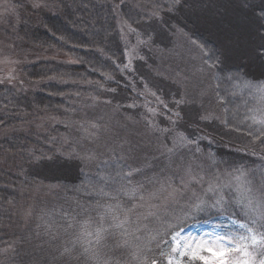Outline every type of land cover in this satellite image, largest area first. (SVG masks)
I'll return each mask as SVG.
<instances>
[{"label": "trees", "instance_id": "16d2710c", "mask_svg": "<svg viewBox=\"0 0 264 264\" xmlns=\"http://www.w3.org/2000/svg\"><path fill=\"white\" fill-rule=\"evenodd\" d=\"M9 1L8 11L0 13V31L8 37L6 52L15 62L20 86L10 88L7 84L8 92L0 88V264H43L41 247H49L45 226H58L61 217L69 215L77 203L93 204L96 197L92 185L107 174L100 167L87 171L77 160L52 170L44 167L48 162L42 157L55 155L63 162L66 151L74 146L71 141L66 143L64 136L75 130L74 117L67 111L70 103L102 85L129 91L122 87L127 62L124 35L128 32L133 41L140 34L153 43H171L174 38H162L159 29L168 26L163 20L170 24L176 20L165 9L169 0ZM191 34L209 47L217 44L203 30ZM232 74L237 75L235 71ZM147 75V85L153 89L161 85V90L167 91L169 85L149 81ZM110 80L113 83L107 84ZM219 89L217 95L223 97L226 93ZM228 99L226 96V103ZM202 157L205 166H211L212 157ZM148 171L151 174L152 170ZM41 187L49 193H39ZM23 209H27L26 216ZM138 211L147 214L145 207ZM236 213L239 210L235 206L226 212L212 209L191 218L183 227L215 217L243 223ZM132 219L130 231L134 234L121 238V248L109 245V250L119 253L120 264H150L162 254L160 249H166L164 243L157 246L150 242L160 224L154 218L149 227L141 229L145 218L137 219L134 214ZM137 226L141 230L136 231ZM124 240L127 247H123ZM8 246L10 255L1 253Z\"/></svg>", "mask_w": 264, "mask_h": 264}, {"label": "snow or ice", "instance_id": "6c2138e0", "mask_svg": "<svg viewBox=\"0 0 264 264\" xmlns=\"http://www.w3.org/2000/svg\"><path fill=\"white\" fill-rule=\"evenodd\" d=\"M165 9L176 24L167 20L162 24L184 36L199 53V62L192 64L193 76L218 79L217 72H228L225 77L228 82L238 81L248 92L255 90L264 98V0H169ZM157 11L152 13L154 19ZM193 30L207 32L216 40V46L209 48L207 42L191 34ZM159 34L162 38L168 35L162 26ZM195 103L193 97L192 104ZM197 116L206 123L210 121L207 114L197 112ZM245 120L257 126L250 130V135L264 145V107L246 114ZM92 128L96 129L97 125L93 124ZM144 134H150L151 160L145 158L144 166L135 168L125 165L106 169L107 174L92 185L96 197L93 204L77 203L69 215L61 217L58 226H45L49 247H41L43 264H120L119 253L110 251L109 245L119 249L121 238L134 234L130 231L134 214L137 219L153 216L160 224L150 242L169 246L168 252L160 249L167 264H188L189 260L203 261V264H264V174L257 177L252 173L249 178L245 169L233 165L220 176L205 180L200 172L205 171L206 162L197 163L200 158L190 148V137L180 135L172 127L162 129L151 122L145 125ZM88 139L91 145L83 155L72 153L63 162L55 155L42 157L48 162L44 167L56 169L67 166L71 160H78L79 165L91 164L100 155L101 147L105 153L110 151L109 160L115 157L121 161L124 156L120 153L128 154L133 149L131 137L120 132H115L112 141L103 145L97 132H90ZM185 149L191 152L192 158ZM148 169L152 170L151 174ZM161 196L169 202L170 213L161 217L158 212L149 211L144 215L138 211ZM234 205L240 209L236 215L244 220L238 225L243 234L217 236L220 245L215 251L204 248L213 259L198 256L187 242L176 243L177 237L170 230L173 219L212 209L226 212ZM139 230L137 226L136 231ZM168 236L171 240L166 239ZM123 247H127V240L123 241ZM150 264L159 262L152 259Z\"/></svg>", "mask_w": 264, "mask_h": 264}, {"label": "rangeland", "instance_id": "374dc122", "mask_svg": "<svg viewBox=\"0 0 264 264\" xmlns=\"http://www.w3.org/2000/svg\"><path fill=\"white\" fill-rule=\"evenodd\" d=\"M9 2V0H0V13L8 11ZM162 27L171 40L174 38L173 42L153 43L140 34L133 41L128 32L124 35L127 40V62L124 66L125 84L120 86L129 88V91H113V87L107 88L102 85L96 90L85 91L86 94L80 95L81 98H74L70 103V110L67 111H70L71 116L74 117L72 122L75 130L72 134L64 136L66 143L71 141L74 146L66 151L65 156L68 157L72 153L83 155L84 150L91 145V140L88 139L90 132L98 133L101 145L111 142L112 135L120 132L131 137L132 151L128 154L120 153L124 159L116 161L115 157L109 160L110 151L105 153L101 147L100 155L96 160L91 164L82 165L83 169L92 171L99 167L104 170L125 165L132 168L144 166L145 158L148 160L152 158L153 147L150 143V134H144L145 125L151 122L162 129L172 127L180 135L190 137L192 141L190 148L195 150V156L200 158L197 163L205 162L203 154L212 157L211 163H208L211 166H205V171L200 172L205 180L211 179L213 175L220 176L233 165L245 169L249 178L252 173H255L257 177L264 174V145L259 144V141L254 140L250 135V130L257 126L252 125L250 120H245L246 114L251 115L255 109L264 107V98L256 94L255 90L248 92L238 81L228 82L225 77L229 73L217 72L218 79L193 76L192 64L199 62V53L184 36L174 33L168 26L162 25ZM7 39L8 37L0 31V88L8 92L10 89L7 88V84L12 88L15 85L20 86L18 85L20 82H18L15 62L6 52ZM147 71L150 76L147 75ZM146 75L149 81L154 79L157 81L155 83L169 85L167 91H162L161 85L156 89L147 85ZM111 82L113 83L110 80L107 84ZM155 85L157 84L153 86ZM219 88L226 93L223 97L221 94L217 95ZM213 89L214 92H212ZM212 96L215 97V101ZM226 96L229 98L228 103L225 101ZM193 97L196 98L195 105L192 104ZM241 97L245 98L244 102L240 100ZM178 101L180 103H177ZM235 102H238L235 105L236 109L230 111L232 110L230 106H233ZM197 112L201 115H209L210 121L206 123L200 120ZM177 113L179 116L176 115ZM172 121H175V124H171ZM93 124L97 125L96 129L92 128ZM62 139H64L63 136ZM154 139L151 137V140ZM137 144L139 147H136ZM185 152L189 158H192L188 149H185ZM106 160L107 164L104 163ZM126 170L127 167H125ZM24 190L26 192L25 188ZM38 192L49 193L43 187ZM168 203L161 196L159 199L150 201L149 205L145 206V211L146 213L158 212L163 217L166 212L170 213ZM235 207L240 211L239 206ZM26 211L27 209H23V216L27 215ZM204 213L195 216L198 217ZM195 216H181L173 219L172 229H170L173 230L172 235L177 237V244L187 242L198 256L203 255L205 259H213L211 253L204 251V248L210 247L215 251L220 245V242L216 240L217 236L243 234V230L238 227L240 222L233 223L232 218H208L183 227V224L190 223L191 218ZM152 219H154L153 216L144 219L141 229L149 227ZM178 227L180 228L175 230ZM168 240H171V236ZM165 246L164 252H168L170 248L166 244ZM5 249L1 253L5 251L10 255L11 246ZM156 259L159 264H167V258L163 254H159ZM194 262L203 264V261L192 260H189L188 264Z\"/></svg>", "mask_w": 264, "mask_h": 264}]
</instances>
